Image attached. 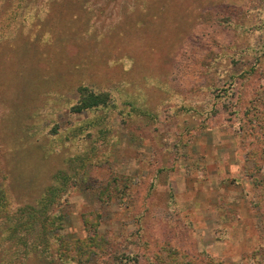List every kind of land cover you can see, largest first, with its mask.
<instances>
[{
    "label": "rangeland",
    "instance_id": "obj_1",
    "mask_svg": "<svg viewBox=\"0 0 264 264\" xmlns=\"http://www.w3.org/2000/svg\"><path fill=\"white\" fill-rule=\"evenodd\" d=\"M81 85L107 103L74 111ZM7 185L60 193L58 233L107 239L91 264H264V0H0Z\"/></svg>",
    "mask_w": 264,
    "mask_h": 264
},
{
    "label": "trees",
    "instance_id": "obj_2",
    "mask_svg": "<svg viewBox=\"0 0 264 264\" xmlns=\"http://www.w3.org/2000/svg\"><path fill=\"white\" fill-rule=\"evenodd\" d=\"M78 92L80 93L79 101L73 106V110L76 112L93 109L108 101L105 94L95 93L86 86H79ZM7 186V189H0V215L6 217L9 227L0 236V241H8L9 250L7 249L6 254L11 256L9 259H12L13 254L20 250L21 242L26 243L30 250L37 251V254L43 255L42 251L48 252L52 258L47 260L48 262L59 260L62 264H70L72 261L78 264H91L93 254H100L106 250L107 239L104 235L97 233L96 229L95 233L87 235L85 238L71 240H66L62 233H58L64 226V217L57 212H52V205L56 202L57 195H60L53 188L50 189L47 198L45 195L39 200V205L31 204L18 209L14 208L15 197L11 191L12 188ZM21 211L26 213L22 215ZM85 217L87 225L91 219L89 216ZM257 251L256 249L254 253L258 254ZM258 257L264 260L263 255ZM169 264L195 263L190 260L175 259L171 260ZM211 264H220V262L211 260Z\"/></svg>",
    "mask_w": 264,
    "mask_h": 264
}]
</instances>
